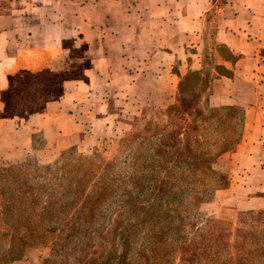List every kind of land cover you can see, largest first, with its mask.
Instances as JSON below:
<instances>
[{"label":"rangeland","instance_id":"obj_1","mask_svg":"<svg viewBox=\"0 0 264 264\" xmlns=\"http://www.w3.org/2000/svg\"><path fill=\"white\" fill-rule=\"evenodd\" d=\"M223 3L219 0L216 9ZM130 17L129 23L148 19V26H157L153 16L151 20L148 15ZM219 17L218 13L206 15L203 29L192 32L189 40L193 41L170 61L163 51L173 54L172 49L155 50L156 73L171 66L173 74L160 72L150 82L141 79L137 93L130 95L126 74L116 85L102 84L101 94L111 93L108 119L100 126L86 122L88 132L77 144L54 157L39 156L34 150L44 142L35 134V149L21 160L9 161L0 154V264H159L210 219L226 227L245 212L264 210V131L258 128L259 123L264 127V97L255 100V82L248 78L251 88L237 81L229 93L225 87L212 95L213 81L233 77L231 66L240 58L216 42ZM116 33L118 40L154 37L164 41L178 32L136 28ZM137 49L142 52L144 47ZM11 79L13 87L2 96L3 115L17 114L22 107L33 112L51 97L48 85L36 75L15 74ZM113 87H117L116 96ZM42 90L44 95H37ZM179 95L189 99L190 110L235 107L230 115L235 136L241 131L237 146L245 126L251 135L262 133L263 137L252 147L239 152L236 146L217 159L215 167L227 174V187L202 191L197 184L194 191L179 192L178 199L166 201L168 174L201 170L181 162L187 152L185 139L173 132L179 119L169 113V107L179 103ZM241 111L242 128L238 125ZM194 115L183 118L188 122ZM5 134H0V148L7 149ZM207 134L214 140L219 132ZM167 140L173 143L164 144ZM191 148H196L192 140ZM250 150L259 156L258 170L253 172L244 165L251 161ZM236 201L237 206L231 204Z\"/></svg>","mask_w":264,"mask_h":264},{"label":"crops","instance_id":"obj_2","mask_svg":"<svg viewBox=\"0 0 264 264\" xmlns=\"http://www.w3.org/2000/svg\"><path fill=\"white\" fill-rule=\"evenodd\" d=\"M218 1L0 0V134H9H5L9 147L0 148L1 156L9 161L21 160L35 149V134H40L44 142L42 148L34 150L39 156L45 153L54 157L77 144L83 132H88L86 122L100 126L108 119L107 96L111 93L101 94L102 84L116 85L126 74L130 78L126 93L130 95L137 93L141 79L150 82L160 72L173 74L171 66L156 73L155 50L172 49L173 54L163 51L169 61L175 54L181 55L184 45L193 41L189 40L191 33L203 29L208 14L220 16L216 42L240 56L231 66L235 68L233 77L213 81L212 95L225 87L228 92L237 81L251 88L248 78L255 82V100L263 99L264 0H224L223 7L217 10ZM141 15L149 19L153 16L157 26H148V19L129 23L130 16ZM136 28L178 33L164 41L154 37L118 40L116 32ZM141 46L142 52L137 49ZM15 74H33L37 80H44L51 97L42 100L33 112L22 107L17 114L3 115L6 105L2 96L13 87L11 77ZM113 89L116 96L117 87ZM37 95H44V90ZM234 103L243 105L240 101ZM246 127L237 146L239 152L263 137L262 133L251 135ZM258 128L264 131L261 123ZM249 152L251 161L244 165L249 166V172L257 171L259 156Z\"/></svg>","mask_w":264,"mask_h":264},{"label":"trees","instance_id":"obj_3","mask_svg":"<svg viewBox=\"0 0 264 264\" xmlns=\"http://www.w3.org/2000/svg\"><path fill=\"white\" fill-rule=\"evenodd\" d=\"M178 100L177 105L169 107V113L179 119L173 132L183 135L185 139L183 146L187 152L181 162L201 170L197 173L168 174L166 201L178 199L179 192L194 191L198 188L197 184L202 186V191L227 187V174L215 165L222 154L236 148L241 136V131L235 136L236 131L231 123L233 119L230 112L235 107L222 106L204 112L190 110L189 99L182 95H179ZM193 114L195 117L191 121L187 122L183 118L184 115ZM238 120L242 128L244 112L241 111ZM211 130L219 132L214 140L207 138V132ZM193 133L196 135L194 138ZM191 140L196 146L194 150L189 149ZM163 143L167 145L173 142L167 140ZM156 151L161 152V147H157ZM161 182L159 188H162ZM160 197L163 199V195ZM220 224L219 220L210 219L205 225L198 226L199 232L191 234L187 242L177 251L171 252L163 263L159 261V264H264V210L245 212L235 223L226 227Z\"/></svg>","mask_w":264,"mask_h":264}]
</instances>
